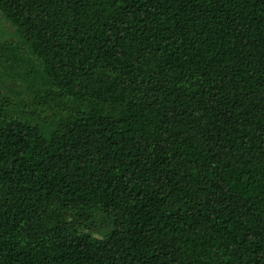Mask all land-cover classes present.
Instances as JSON below:
<instances>
[{"label":"trees","instance_id":"16d2710c","mask_svg":"<svg viewBox=\"0 0 264 264\" xmlns=\"http://www.w3.org/2000/svg\"><path fill=\"white\" fill-rule=\"evenodd\" d=\"M0 18V264H264V0Z\"/></svg>","mask_w":264,"mask_h":264},{"label":"rangeland","instance_id":"374dc122","mask_svg":"<svg viewBox=\"0 0 264 264\" xmlns=\"http://www.w3.org/2000/svg\"><path fill=\"white\" fill-rule=\"evenodd\" d=\"M15 40L16 38L14 37L11 26L7 22H5V20L0 18V50L3 46L7 47L6 43L10 44V42L13 43ZM7 68L8 67L6 64L0 66V77L7 75V79L9 81L12 78L8 74L9 70ZM19 69L21 70L22 67H19Z\"/></svg>","mask_w":264,"mask_h":264}]
</instances>
